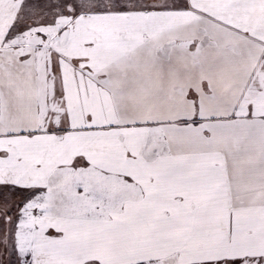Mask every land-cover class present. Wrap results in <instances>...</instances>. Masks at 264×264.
Listing matches in <instances>:
<instances>
[{
  "label": "snow or ice",
  "instance_id": "6c2138e0",
  "mask_svg": "<svg viewBox=\"0 0 264 264\" xmlns=\"http://www.w3.org/2000/svg\"><path fill=\"white\" fill-rule=\"evenodd\" d=\"M0 264H264V0H0Z\"/></svg>",
  "mask_w": 264,
  "mask_h": 264
}]
</instances>
